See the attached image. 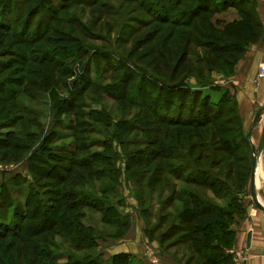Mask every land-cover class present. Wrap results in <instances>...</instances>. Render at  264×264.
<instances>
[{"label": "rangeland", "instance_id": "1", "mask_svg": "<svg viewBox=\"0 0 264 264\" xmlns=\"http://www.w3.org/2000/svg\"><path fill=\"white\" fill-rule=\"evenodd\" d=\"M229 1L238 7L204 14L183 27L161 19L186 18L185 9L196 6L185 0L171 13L168 0H0V30L7 44L0 53V264H80L88 258L113 264L112 250L121 242L144 244L143 251L116 264H151L147 247L157 264L162 256L187 263L190 252L179 242L184 226L169 232L180 222L187 185L168 177L178 190L168 207L170 187L158 183L150 190L147 183L159 165L153 158L156 144L163 140L171 144L174 166L189 163L179 172L183 176L191 166L196 177L202 168L219 176L226 168L228 155L210 141V135L218 137L214 125L161 121L188 118L193 107L195 116L205 99L210 109L222 111L226 134L242 131L234 112L218 104L223 89L231 92L232 75L221 72L222 60L232 59L231 54L207 51L223 38L229 43L252 38L242 31L248 14L238 0ZM206 18L217 23L208 25ZM218 21L228 22L233 35L218 32ZM60 37L79 41L83 50L64 52L57 45ZM205 55L208 70L201 62ZM159 81L172 90L163 85L162 90ZM192 131L204 133V143L189 138ZM41 146L50 149L48 154ZM238 152L249 154L244 147ZM98 155L116 157L118 180L104 181L111 187L108 194L99 186L94 190L89 175L91 167L103 164L93 160ZM220 157L224 164H212ZM75 160L89 168L73 165ZM71 169L83 171L84 182L73 184ZM73 191L87 198L71 196ZM247 195L248 182L239 194L244 208ZM226 200L214 203L225 206ZM96 202L113 206L116 215L105 220ZM81 226L92 237L78 243L74 235ZM220 248L212 251L220 254Z\"/></svg>", "mask_w": 264, "mask_h": 264}, {"label": "trees", "instance_id": "2", "mask_svg": "<svg viewBox=\"0 0 264 264\" xmlns=\"http://www.w3.org/2000/svg\"><path fill=\"white\" fill-rule=\"evenodd\" d=\"M183 0H168V13L173 12L176 6L180 5V3ZM187 2L195 3V9H185L188 11L186 13V18L182 19L181 21H172L168 18L161 19L162 22H174L178 23V25L183 27H190L192 24V20L195 18L203 19L205 18L204 14H216V13H223L228 8H236L238 7L236 3L230 2L229 0H185ZM230 2V3H229ZM238 3L240 4L241 11H244L248 14V17L250 19L249 21H244L242 23V31L247 36H253L255 33V24H254V12H253V5L251 0H238ZM243 6V7H242ZM246 6V7H244ZM203 13V15H202ZM160 20V21H161ZM208 25H212L213 23H217L215 19H204ZM220 21H218L219 23ZM220 27H217L216 30L220 33L233 35L230 26H228V22H220ZM231 24H237V20H231ZM196 27H193L192 32H194ZM182 34L186 32L184 29L181 30ZM196 31V30H195ZM189 32H187L188 34ZM185 35V34H184ZM223 38L222 43H220L219 46L210 47L212 51L208 50L209 53H212L213 51H216L217 54H226L230 52L231 58H224L222 61L223 67H222V73L225 75L227 72H229V75L233 74V66L235 61L238 59L239 55L243 52V46L246 43V41L243 42H233L229 43V41L225 40ZM58 47L63 50L64 52H80L83 50L82 45L79 41H71L66 40L65 38H61L57 41ZM7 44L5 43L3 39V33L0 30V53L6 52ZM201 62L205 63L206 70H208L209 59L208 56L205 55L201 57ZM228 67H231V70H228ZM183 80V79H181ZM159 84L162 88H168L169 90H172V87L167 86L159 81ZM182 84V83H181ZM179 85L180 88H182V85ZM164 88H163V86ZM178 86V87H179ZM168 94V93H167ZM158 96V95H157ZM234 95L231 94V92L228 89H223L220 96L218 97V104L225 105L226 111L232 110L234 113V118L237 122V126L241 127V121L238 114V108H237V102L233 97ZM159 98V97H158ZM170 98V95L167 97V99ZM195 100V99H194ZM212 104L207 102L205 99H203L200 108L195 112L193 108H189L190 113L188 114V118L185 119H165L161 121V123L167 125V126H174V125H182V126H190L195 128H203L207 124L214 125L216 128V131L221 133H217L218 137H215L214 135H210L213 143L217 144L215 146H218L219 150L222 151L224 154H227V162H226V168L222 171L220 169V173H222V176L214 174L211 169H203L199 170L197 173L199 177H196L195 173H193L194 168L191 166L192 172L189 173L186 176L181 175L179 172L188 165L189 163H179L180 165H175L173 163V160L176 158L173 157V152L170 147V143L168 141H158L157 150L156 153H154V159H159V165L155 170L152 171V176L149 177L147 185L149 186L150 190L155 187L156 184L160 183L164 187H170L171 194L167 197V199L164 202V206H171L174 204L175 201V195L177 194L178 190L173 185H170L169 178H173L176 181H182L184 184L187 185V190L182 192V196L184 198V201L182 203V210H181V217L180 222L178 225L170 226L169 232L176 231L180 229V226H184L185 230L183 231L184 235L182 236V239L179 241H182L183 246H186V250L190 252V257L186 264H190L191 262H194V264H232L230 261L229 255L226 254V249L231 246V241L233 237V231L231 229V225L235 222L236 219H234L233 215L236 212H240L241 214L238 215L239 217H242L245 213V208L241 203V199L239 198V194L243 193L245 191L246 183L249 182V179L251 178V171H252V162H251V151L250 147L246 143L247 140L245 138L244 132L242 128H240L242 131L240 133L238 132L237 135L235 133L232 134H226L227 129L225 126V123L223 121L219 120V117L222 113V111H219V109H210L209 107ZM190 106V105H189ZM165 112H168L164 109ZM209 131V129L207 130ZM229 131V130H228ZM242 132V133H241ZM189 138L200 140L199 143H204V141H201L204 137V133H199L196 131H192L187 133ZM156 143V142H155ZM152 143V144H155ZM194 143H191L189 145L190 150L195 149ZM241 147L248 148L249 154L246 156L245 153L239 154V150ZM40 150L46 154L49 152V148L41 146ZM78 151H83L84 148L77 147ZM199 156V155H198ZM115 159L113 156L105 155V156H97L96 158H93V160L100 161L103 164L93 166L89 169V175L91 178H93V188L95 190L96 187L99 186V192H102L104 194H108L111 190V187L107 186V184L104 181H108L110 183H116L118 180V169L115 168ZM183 159L187 160L185 156H183ZM198 161L202 160L200 156L197 158ZM225 158L220 157L217 158V160H212V164H216L218 166H221L225 163ZM167 161V163L165 162ZM165 162V163H164ZM188 162V161H186ZM244 162H247L244 163ZM72 164L77 166L83 167L84 169L89 168L87 165H80L76 160L72 161ZM162 164V165H161ZM74 168V167H73ZM241 169V171H240ZM72 174H74L75 179L71 182L73 184H77V181L84 182V174L83 171L73 170L70 171ZM133 173L130 174L132 176ZM134 176V175H133ZM140 177H137L139 181ZM236 179V181H235ZM235 181V182H234ZM82 184V183H81ZM74 192V191H73ZM76 194L77 196L86 199L87 195L81 191H77L76 193H69ZM179 195V194H178ZM214 199L221 202L226 200L227 202L223 205L215 204ZM98 202L95 203L94 208L98 209L100 212L103 213V216L105 220H110L109 217L115 216L116 211L113 206H110L108 203L107 205H97ZM175 209H177V206H175ZM34 212V211H33ZM214 217H213V216ZM31 225V224H30ZM29 225V226H30ZM124 226V224H123ZM79 227V225H77ZM84 228L78 229V231L74 235V239L78 243H83L85 241H88L91 239L92 235H90L89 230H83ZM200 234V235H199ZM224 244L225 246L222 247ZM221 247L220 248V254H215L212 250ZM130 254L120 253L117 255H114L113 261H122V259L126 256H129ZM80 264H98L95 259L88 258L87 261L82 262ZM103 264V263H102Z\"/></svg>", "mask_w": 264, "mask_h": 264}, {"label": "crops", "instance_id": "3", "mask_svg": "<svg viewBox=\"0 0 264 264\" xmlns=\"http://www.w3.org/2000/svg\"><path fill=\"white\" fill-rule=\"evenodd\" d=\"M251 2L255 17V34L246 40L243 52L235 61L233 74L227 83L237 102L238 114L246 143L250 147L252 162L253 149L257 148L264 127V114L256 120L257 114L264 106V78L258 76L259 68L264 65V0H251ZM254 177L257 199L264 206V144L257 154ZM250 190L249 179L245 213L231 225L233 237L231 246L226 249L232 264H264V211L254 204ZM248 233H251L249 247H247ZM143 246L144 244L138 246L135 243L121 242L114 246L112 254L133 255L137 251H143ZM159 264L177 263L162 256Z\"/></svg>", "mask_w": 264, "mask_h": 264}, {"label": "water", "instance_id": "4", "mask_svg": "<svg viewBox=\"0 0 264 264\" xmlns=\"http://www.w3.org/2000/svg\"><path fill=\"white\" fill-rule=\"evenodd\" d=\"M264 114V106L262 107V111L257 114L256 120H259L260 116ZM264 144V127L262 130V135L259 141V144L257 148L253 149V160H252V171H251V178H250V186H251V198L254 202V204L264 211V206L258 201L257 196H256V191H255V168H256V162H257V154L262 150ZM250 240H251V233H248L247 235V247L250 246Z\"/></svg>", "mask_w": 264, "mask_h": 264}, {"label": "built area", "instance_id": "5", "mask_svg": "<svg viewBox=\"0 0 264 264\" xmlns=\"http://www.w3.org/2000/svg\"><path fill=\"white\" fill-rule=\"evenodd\" d=\"M258 76L261 77V78H264V65H262L259 68ZM147 253L149 255V261H150V263L151 264H157L158 263V259L154 255V252H152V249H150L149 247H147ZM237 255L238 256H241L240 253H237Z\"/></svg>", "mask_w": 264, "mask_h": 264}]
</instances>
